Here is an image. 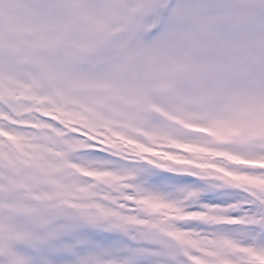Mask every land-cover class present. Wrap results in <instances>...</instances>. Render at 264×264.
<instances>
[{"label": "rangeland", "instance_id": "rangeland-1", "mask_svg": "<svg viewBox=\"0 0 264 264\" xmlns=\"http://www.w3.org/2000/svg\"><path fill=\"white\" fill-rule=\"evenodd\" d=\"M164 12L161 39L147 41ZM0 103L9 109L0 112L5 127L38 134L0 127V137L27 166L46 178L70 169L95 181L83 188L56 183L48 199L111 221L112 228L139 226L185 252L229 264L226 253L238 250L224 235L208 240L176 225L237 221L214 209L186 212L184 200L198 198L193 190L169 201L138 188L134 202L144 219L96 204V186L120 192L135 174L69 163L71 153L87 145L63 138L78 134L138 165L264 194V172L248 171L264 170V0H0ZM202 256L191 255L192 264H207ZM51 258L54 264L75 260L67 253ZM139 264H155V258Z\"/></svg>", "mask_w": 264, "mask_h": 264}, {"label": "snow or ice", "instance_id": "snow-or-ice-1", "mask_svg": "<svg viewBox=\"0 0 264 264\" xmlns=\"http://www.w3.org/2000/svg\"><path fill=\"white\" fill-rule=\"evenodd\" d=\"M167 19L168 14L164 12L160 26L147 34V41L161 39ZM0 112L8 113L9 109L0 103ZM37 119L53 125L61 132L67 131L62 125L45 117L37 116ZM5 126L6 122L0 120V127ZM7 127L12 128V134L38 135L33 129ZM63 139L83 141L87 145L71 153V164L99 171H132L135 174V179L128 181L131 187L120 192L104 185L96 186L94 203L123 216L144 219V216L138 215L134 202L140 198L138 188L166 197L169 201L183 199V190H193L198 193V198L184 200L186 212L214 209L238 223L216 225L192 221L177 224L179 230L198 233L208 240L224 235L238 250L226 253L229 264H260L261 259H264V194L214 186L213 182H206L196 176L138 165L114 155L112 150L93 141H86L78 134L69 133ZM68 181L81 188L95 184V181L79 177L70 169L46 178L27 166L25 158L5 138L0 137V264H54L51 257L59 253L74 256L73 264H139L145 256L155 258V264H192L191 255L202 256L200 253L185 252L175 242L147 233L139 226L125 230L112 228L109 226L111 221H94L67 203L57 204L48 199L55 191L56 183ZM113 198L115 203L112 202ZM66 237L70 238V242L65 241ZM125 240L129 241L128 246L124 245ZM131 244L137 246L133 248ZM77 248L89 251L80 255ZM204 259L207 264H214L211 258Z\"/></svg>", "mask_w": 264, "mask_h": 264}, {"label": "bare ground", "instance_id": "bare-ground-1", "mask_svg": "<svg viewBox=\"0 0 264 264\" xmlns=\"http://www.w3.org/2000/svg\"><path fill=\"white\" fill-rule=\"evenodd\" d=\"M177 117V116H176ZM179 119V118H178ZM185 126H188L187 124H185ZM192 129L198 130V126L193 127Z\"/></svg>", "mask_w": 264, "mask_h": 264}]
</instances>
